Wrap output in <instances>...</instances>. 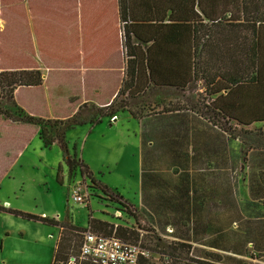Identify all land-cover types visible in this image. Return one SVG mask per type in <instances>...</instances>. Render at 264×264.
Returning <instances> with one entry per match:
<instances>
[{
	"label": "trees",
	"instance_id": "trees-1",
	"mask_svg": "<svg viewBox=\"0 0 264 264\" xmlns=\"http://www.w3.org/2000/svg\"><path fill=\"white\" fill-rule=\"evenodd\" d=\"M55 2H30L32 30L29 34L36 37L37 48L34 47L37 54L63 64L81 61L84 69L97 70L106 64L110 55L123 50L126 63L118 91L108 103L92 105L85 111L83 108L87 106L79 105L68 117L32 116L15 99L18 87H40L44 82L43 72L36 62L32 64L34 60L30 58L29 67L2 65L0 117L12 123L36 125L43 146L57 144L63 162L71 172L79 169L82 176L88 177L95 188L112 200H116L117 195L122 198L121 194L115 195L108 185L96 179L82 158L70 152L66 140L68 130L84 124L95 126L105 117L117 116L123 111L139 118L141 115L130 109V101H137L155 90L171 88L185 92L199 83H202L207 99L200 104L202 108H198L199 104L189 108L197 110L233 137H237V126L241 127L240 131L250 138L249 147L264 148V0H79L75 30L78 42L69 43L70 48L66 50H60L57 44L49 53L38 39L39 25L43 15L45 20L48 16L52 18ZM0 6L11 12L12 18L18 19L19 16L28 22L22 0H0ZM10 15L5 14L8 25L2 36L9 27ZM108 42L111 43L110 49ZM67 51H73L71 55L75 61L73 57L65 59L63 53ZM76 98L71 97L70 101H76ZM2 100L6 101L3 103ZM255 124H262V127L247 129ZM61 171L60 163L56 179L62 184ZM118 202L137 227L93 217L89 204L84 227L1 205L0 211L60 228L51 264H99L81 256L80 249L87 231L117 236L154 254L153 248L140 241V234L147 232L149 227L140 223L133 205ZM170 246L176 251L184 250L186 255L196 251L201 256L215 259L211 262L196 259L197 264H223L217 254L200 253L191 243L171 240ZM77 251L79 256H76ZM173 256L176 257L170 253L169 257ZM230 262L225 260L224 264H232ZM139 263L155 264L151 257L144 256L140 257Z\"/></svg>",
	"mask_w": 264,
	"mask_h": 264
},
{
	"label": "crops",
	"instance_id": "crops-1",
	"mask_svg": "<svg viewBox=\"0 0 264 264\" xmlns=\"http://www.w3.org/2000/svg\"><path fill=\"white\" fill-rule=\"evenodd\" d=\"M31 1L22 0L28 14V22L24 20L28 36H31L29 33L32 30ZM54 1L57 2L53 5L52 18L57 20L62 15L71 16L72 20L66 22L69 34L74 35L79 0ZM5 14L12 13L0 6V34L6 31L8 25ZM47 19H50L49 16ZM2 45L3 38L0 37V47ZM116 55V64L106 62L97 70H84L81 66L78 71L83 72L82 76H86L87 72H118L119 83L113 97L122 81L126 63L123 50ZM30 57L34 60L32 64L36 62L43 72L44 85L36 89L17 88L15 96L22 106L19 100L21 91L44 89L50 95L52 84L49 82L54 66L60 65V70H67L81 65L52 63L45 56L41 58L35 47ZM64 65L67 68H63ZM23 67H29V64ZM200 87L203 92L202 83ZM140 115L139 118L133 117L138 121L136 192L130 197L126 191L120 190L121 195L133 203L140 223L152 226L158 234L164 233L170 240L191 243L200 253H215L232 264H264V148L249 147L248 143L231 136L189 107ZM253 126L248 128L254 129ZM11 160V163L8 160V168L4 166L5 170L13 169L20 158ZM87 165L96 173L91 164ZM10 192L0 196V205L20 208ZM37 213L78 225L69 212L63 218L62 214L59 216L46 210ZM35 222V226H42L38 230L43 237H37V234L31 240L27 235L31 220L0 211V225L3 223V229L0 226V264H51L60 228L54 227L56 231L51 233L46 225ZM25 236L29 239L25 240Z\"/></svg>",
	"mask_w": 264,
	"mask_h": 264
},
{
	"label": "rangeland",
	"instance_id": "rangeland-1",
	"mask_svg": "<svg viewBox=\"0 0 264 264\" xmlns=\"http://www.w3.org/2000/svg\"><path fill=\"white\" fill-rule=\"evenodd\" d=\"M17 18L9 17L10 25L8 28L10 30L7 29L3 36L0 34V37L3 38V45L0 47V63L4 67L31 64L29 60L31 58L30 53L36 46V37L34 35L28 36V33L26 35L24 19L19 18V16ZM70 20H72L71 16L66 17L64 15L57 20L53 18L45 20V15H43L41 22L39 21L40 34H38V39H40L44 49H47L46 52L51 53L58 43H60V50H66L70 48L69 43L75 44L78 42V32L74 35L69 34L66 21ZM107 45L110 49L111 43L108 42ZM72 53L73 51L63 53L65 59L70 60L73 57ZM57 58L60 59V56H57ZM49 59L52 63L60 62L56 59ZM72 60L75 61L74 57ZM106 62L116 64V53L110 55ZM79 63L81 64V61ZM80 67L81 65L70 67L67 70H60V65L54 66L55 70L52 72L49 82L52 84L49 96L44 89H38L37 91L24 90L20 92L19 97L23 106L15 96L16 102L32 116L64 118L73 114L79 105L87 106L83 108L85 111L92 105H103L111 101L119 83V73L115 70H107L103 73L97 72V74L87 72L86 76H82L83 72L78 73L81 70ZM63 68L67 67L64 65ZM40 87H32L31 89ZM72 96L78 97H73L76 98V101H70ZM206 99L207 97L202 92L199 83L189 92L170 88L150 91L137 101H130L129 106L131 110L139 115L142 113L150 115L160 111L164 112V108L175 110V108L198 104V108H202L200 104ZM104 101L107 102L103 103ZM100 102L103 104H96ZM109 123H112V125ZM137 125V119L133 118L129 112L124 111L117 116L105 117L95 126L84 124L71 128L66 135L70 152L75 153L87 164H91L92 169L96 172L94 177L108 185L115 195L117 193L120 195V190H124L132 197L136 192ZM233 125L235 124L233 123ZM258 125L262 124L254 125V129L262 127ZM240 128L237 126L235 134L240 140L247 143L250 138L243 134ZM62 157V151L57 144L51 147L43 146L36 125L12 123L0 117V181L1 179L3 181V185H1L2 181L0 182V196L4 192L11 191L12 198H15L14 202L17 206H20V208H17L18 210L36 215H39L37 211L46 210L50 213L55 212L54 214L59 216L62 214L63 218L69 212L74 222L83 227L87 225L88 210L86 207L88 204L91 207L93 216L104 218L113 223L137 227L133 218L125 213L124 207L118 202L122 201L133 205L128 198L123 196L120 198L117 195L116 200H112L95 188L88 177L82 176L79 169L71 172L64 164ZM14 158H20L19 162L17 161V164L13 165V169L5 170L4 166L7 165L6 168L9 166L8 160L10 159L11 163V159ZM60 163L62 164L61 175L64 178L62 184L56 179ZM6 171H8L7 174H5ZM74 188H77L78 193L83 196L82 203L76 202L71 196ZM15 193L17 194L16 197ZM41 223L46 225L49 232L54 233L56 231L54 228L56 226ZM2 225L3 223L0 225L3 229ZM35 225V220H31V228L27 234L31 240L37 234V237H43V233L38 230L42 226ZM16 228L18 227H14V229ZM160 234L152 226L149 227L147 232L140 234L141 243L154 249L151 259L155 264H197L196 259L209 262L215 260L204 255L201 256L196 251L190 254L187 253V255L184 250L176 251L170 246V238L164 233ZM29 238L25 236V240ZM170 253H174L176 257H169ZM79 254L77 251L76 256H79ZM31 255L33 254L31 253ZM220 263L224 264L225 260H221Z\"/></svg>",
	"mask_w": 264,
	"mask_h": 264
},
{
	"label": "built area",
	"instance_id": "built-area-1",
	"mask_svg": "<svg viewBox=\"0 0 264 264\" xmlns=\"http://www.w3.org/2000/svg\"><path fill=\"white\" fill-rule=\"evenodd\" d=\"M73 199L83 202L77 188L72 190ZM83 258L99 264H140L141 256L150 258L153 253L138 244L124 241L114 235L98 234L87 231L80 249Z\"/></svg>",
	"mask_w": 264,
	"mask_h": 264
}]
</instances>
